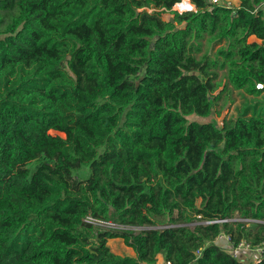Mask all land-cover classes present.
<instances>
[{"label":"trees","instance_id":"16d2710c","mask_svg":"<svg viewBox=\"0 0 264 264\" xmlns=\"http://www.w3.org/2000/svg\"><path fill=\"white\" fill-rule=\"evenodd\" d=\"M180 1L0 0V264H245L216 238L264 243V0ZM236 92L255 100L220 127L187 119Z\"/></svg>","mask_w":264,"mask_h":264},{"label":"rangeland","instance_id":"374dc122","mask_svg":"<svg viewBox=\"0 0 264 264\" xmlns=\"http://www.w3.org/2000/svg\"><path fill=\"white\" fill-rule=\"evenodd\" d=\"M225 1H226V4H227L228 1H230L228 5L231 6V7H238L239 6V0H225ZM139 12L140 11H136L137 15L139 14ZM172 17H173V15H171L170 12L166 11V14L164 15V18L165 19H169V18H172ZM235 95L237 96V100H236L235 104L233 106H231L230 109H226L223 112L221 117H217L216 115H213L210 118H201V117H198V116H189V117H187V119L189 121H196V122H200V123H202V122H213L217 126L220 127L222 125L223 118L226 117V116L230 117V116L235 115L236 114V108L240 107L243 101L255 100L252 97H245L242 92H236ZM259 99H261V97ZM52 134H59V135L64 137L63 134H60V133H57V132H52ZM35 165H36V163H32L30 165V168L31 169L34 168ZM89 174H90V169L88 167H83L80 170H77V171L74 172V175L78 179L85 178ZM96 227H97V230H99V231H104V229H108V228H119V229L127 230V231H129L131 233H139L140 231L146 229V227L142 228V227H138V226H126V227L125 226H118L117 227V225L115 224L114 220H112L109 223H105L103 221H99L98 225ZM107 246L110 248L111 252L116 254V255H120V256H123V257H125V256L134 257L135 256L134 251L131 248L127 247L122 239H110L107 242ZM246 258L248 259V256H246ZM255 261H256L255 254H253V255L249 256V259L245 261V264L254 263ZM158 264H166V263L164 262L163 258H160Z\"/></svg>","mask_w":264,"mask_h":264},{"label":"built area","instance_id":"2783aa9c","mask_svg":"<svg viewBox=\"0 0 264 264\" xmlns=\"http://www.w3.org/2000/svg\"><path fill=\"white\" fill-rule=\"evenodd\" d=\"M209 2L211 4L221 5L223 3V0H209ZM229 2L230 1H228L226 4V1H225L224 4H226V6H228V7H231L228 5ZM185 5H190L191 7L186 9V10H184V9H182V11L179 10V7H184ZM172 10L176 11L178 13H184V12L194 11L195 7L192 4L191 0H181L179 3H177L173 7ZM256 88L258 90H264V84H258L256 86ZM89 222L94 223L95 225H98V222L91 219V218H89ZM222 240H225L227 242V244L231 250V255L235 259H241L242 257H246V256H248V259H249L250 255L255 254L256 261L252 264H258L262 261V259L264 257V243L257 245L256 247H253L250 243H247L245 241H241L239 244L235 245L234 243L231 242L230 237L228 235H225V234H222L216 238V242H218V243Z\"/></svg>","mask_w":264,"mask_h":264},{"label":"crops","instance_id":"0c3cea01","mask_svg":"<svg viewBox=\"0 0 264 264\" xmlns=\"http://www.w3.org/2000/svg\"><path fill=\"white\" fill-rule=\"evenodd\" d=\"M251 41H255L256 40V38L255 37H251V39H250Z\"/></svg>","mask_w":264,"mask_h":264},{"label":"water","instance_id":"95a60500","mask_svg":"<svg viewBox=\"0 0 264 264\" xmlns=\"http://www.w3.org/2000/svg\"><path fill=\"white\" fill-rule=\"evenodd\" d=\"M171 21H173V19Z\"/></svg>","mask_w":264,"mask_h":264},{"label":"bare ground","instance_id":"6f19581e","mask_svg":"<svg viewBox=\"0 0 264 264\" xmlns=\"http://www.w3.org/2000/svg\"><path fill=\"white\" fill-rule=\"evenodd\" d=\"M115 242V241H114Z\"/></svg>","mask_w":264,"mask_h":264}]
</instances>
